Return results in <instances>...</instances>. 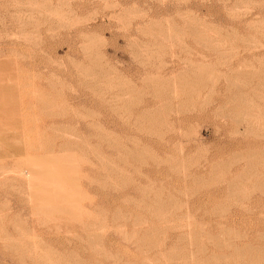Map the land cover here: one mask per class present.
<instances>
[{"label": "rangeland", "instance_id": "rangeland-1", "mask_svg": "<svg viewBox=\"0 0 264 264\" xmlns=\"http://www.w3.org/2000/svg\"><path fill=\"white\" fill-rule=\"evenodd\" d=\"M0 264H264V0H0Z\"/></svg>", "mask_w": 264, "mask_h": 264}, {"label": "bare ground", "instance_id": "bare-ground-1", "mask_svg": "<svg viewBox=\"0 0 264 264\" xmlns=\"http://www.w3.org/2000/svg\"><path fill=\"white\" fill-rule=\"evenodd\" d=\"M108 16V15H107ZM116 16V15H115ZM111 16H109V18H110ZM113 18V17H112ZM100 39V38H99ZM92 42V41H91ZM99 43V42H98ZM100 44V43H99ZM93 46H95V45H93ZM90 47V46H89ZM99 47H100V45H99ZM92 48V47H91ZM96 48V47H95ZM90 49V48H89ZM98 50V49H97ZM184 79V78H183ZM185 82V81H184ZM196 82V81H195ZM186 83V82H185ZM195 84V83H194ZM194 84H192V85H194ZM197 84V83H196ZM164 85H168V84H164ZM187 86V85H186ZM189 86V85H188ZM163 87V86H162ZM168 87V86H167ZM164 88V87H163ZM167 89V88H166ZM166 92V91H165ZM168 97V96H167ZM230 100H231V98H230ZM232 100H234V99H232ZM170 101V100H169ZM166 103V102H165ZM166 104H168V103H166ZM166 104H164V105H166ZM163 105V104H162ZM163 105V106H164ZM168 106H170V105H168ZM179 106H181V104L179 105ZM229 106V105H228ZM232 106V105H231ZM162 107V106H161ZM183 107V106H182ZM219 108V107H218ZM168 109V108H167ZM163 110V109H162ZM229 110V109H228ZM166 111V110H165ZM178 111V110H177ZM176 111V112H177ZM149 112V111H148ZM156 113V112H155ZM146 114H147V112H146ZM153 114V113H152ZM166 114V113H165ZM144 115V114H143ZM161 115H162V113H161ZM160 115V116H161ZM167 115V114H166ZM150 116V115H149ZM146 117V116H145ZM147 118V117H146ZM149 118V117H148ZM141 119V118H140ZM146 120V119H145ZM162 120V119H161ZM159 121V120H158ZM163 122V121H162ZM159 123H160V121H159ZM164 125H166V124H164ZM149 126V125H148ZM153 126V125H152ZM165 128V127H164ZM170 128V127H169ZM152 130V129H151ZM169 130V129H168ZM143 226V225H142ZM138 227V226H137ZM140 228V227H139Z\"/></svg>", "mask_w": 264, "mask_h": 264}]
</instances>
